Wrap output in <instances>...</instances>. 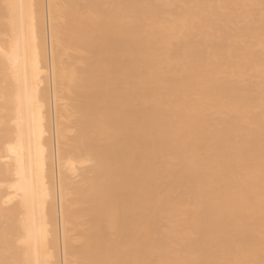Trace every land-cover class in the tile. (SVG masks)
I'll use <instances>...</instances> for the list:
<instances>
[{
    "label": "bare ground",
    "instance_id": "6f19581e",
    "mask_svg": "<svg viewBox=\"0 0 264 264\" xmlns=\"http://www.w3.org/2000/svg\"><path fill=\"white\" fill-rule=\"evenodd\" d=\"M0 264H264V0H0Z\"/></svg>",
    "mask_w": 264,
    "mask_h": 264
}]
</instances>
